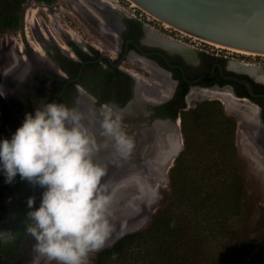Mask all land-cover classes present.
Returning <instances> with one entry per match:
<instances>
[{
  "label": "flooded vegetation",
  "instance_id": "af4514ba",
  "mask_svg": "<svg viewBox=\"0 0 264 264\" xmlns=\"http://www.w3.org/2000/svg\"><path fill=\"white\" fill-rule=\"evenodd\" d=\"M101 1L119 11L115 26L102 39L105 46L76 35L64 43L35 46L27 69L5 85L0 138L10 137L27 112L49 100L79 102L90 109L88 97L78 91L83 88L96 98L97 109L104 102L123 109L122 126L135 143L139 133L165 127L168 132L160 134L172 145L174 128L182 126V113L192 102L216 98L225 103L227 99L217 94L226 92L237 99L233 108L238 102L247 106L246 130L251 125L260 130L253 131L252 142H243L247 155L254 161L264 158V54L245 56L162 24L139 7L125 13L112 1ZM98 123L97 116L96 124L89 127L95 129ZM98 136L95 158L107 164L104 179L111 185L136 157L138 144L121 159L112 138L102 132ZM41 192L19 176L6 184L0 175V233H11L10 239H0V264L27 262L35 244L26 231L31 222L27 201L34 196L38 206Z\"/></svg>",
  "mask_w": 264,
  "mask_h": 264
},
{
  "label": "trees",
  "instance_id": "16d2710c",
  "mask_svg": "<svg viewBox=\"0 0 264 264\" xmlns=\"http://www.w3.org/2000/svg\"><path fill=\"white\" fill-rule=\"evenodd\" d=\"M31 1L57 0H0V38L22 32ZM192 112L182 116L184 146L163 205L147 227L97 252L95 264H264V216L249 194L236 119L219 101ZM196 117L203 125H191Z\"/></svg>",
  "mask_w": 264,
  "mask_h": 264
},
{
  "label": "clouds",
  "instance_id": "9594fccd",
  "mask_svg": "<svg viewBox=\"0 0 264 264\" xmlns=\"http://www.w3.org/2000/svg\"><path fill=\"white\" fill-rule=\"evenodd\" d=\"M78 91L88 97L90 109L49 100L27 112L10 137L0 138L4 182L12 184L19 176L42 189L38 206L36 197L28 198L26 231L35 240V252L56 264H91L92 254L105 247L113 231L114 193L104 179L108 166L95 158L98 133L112 138L120 158L135 147L122 126L123 109L108 102L97 109L94 96ZM97 116V127L90 128ZM10 238L11 233H0V239Z\"/></svg>",
  "mask_w": 264,
  "mask_h": 264
},
{
  "label": "rangeland",
  "instance_id": "374dc122",
  "mask_svg": "<svg viewBox=\"0 0 264 264\" xmlns=\"http://www.w3.org/2000/svg\"><path fill=\"white\" fill-rule=\"evenodd\" d=\"M109 1H112L119 10L125 13L128 11L132 13L134 12L133 8L137 7L132 6L134 4L129 0ZM118 15V9L110 7L109 4L101 0H57L50 5L39 4L35 1L29 2L26 5L25 24L22 32H8L0 38V92L6 94L5 85L11 82L13 76L27 69V60L33 56L35 46L48 47L55 42L64 43L68 40V36L71 37L72 35H76L78 38L89 37L93 43L105 46L102 39L107 35L108 30L115 26ZM222 100L224 101L225 98H222ZM212 101H219L224 107L228 106L226 111L236 119V142L239 155L246 165L249 194L253 196V203L256 202L255 205L258 211L256 217L259 218L260 214L264 216V162L262 163L264 158L258 157L256 161L251 160L246 153V145L243 144L245 141L252 142L253 131L260 132L255 125H251L252 123L248 131L246 130L248 126L245 124L244 117L246 116L247 106L242 102H238L233 108L230 101L226 100L223 103L216 98H206L192 102L189 109L182 114L194 113L193 110H199V113H201L203 104ZM2 102V95H0V106ZM196 104H198L197 107ZM197 117L191 121L193 127L204 123L203 119ZM174 129L175 137L173 141L177 142L179 137L182 139V146L178 152H175L174 147L171 150L170 141L167 142L166 137L164 138V135H161L158 130L146 131L137 135L139 140L137 139L138 146L135 145L138 147L136 157L131 158L132 160H130L127 168L119 173V176L114 180L115 182L110 185V190L114 193L115 198L111 205V215L109 217L113 231L105 247L112 245L127 233L147 227L157 210L163 205L165 192H169V169L184 146L182 126ZM250 147L253 146L250 145ZM166 149L167 155L164 156V150ZM161 151L163 157H161V153L159 154ZM145 153H147V157H152L154 161H149ZM173 155L174 158L170 164L169 160H164L165 157L170 158ZM140 198L141 200H139ZM95 257L96 253L92 254L91 264H95ZM25 264H56V262L49 261L47 257L38 254L33 247Z\"/></svg>",
  "mask_w": 264,
  "mask_h": 264
},
{
  "label": "water",
  "instance_id": "95a60500",
  "mask_svg": "<svg viewBox=\"0 0 264 264\" xmlns=\"http://www.w3.org/2000/svg\"><path fill=\"white\" fill-rule=\"evenodd\" d=\"M129 1L162 24L189 35L220 46L264 54V0ZM251 92L257 95L252 89Z\"/></svg>",
  "mask_w": 264,
  "mask_h": 264
},
{
  "label": "bare ground",
  "instance_id": "6f19581e",
  "mask_svg": "<svg viewBox=\"0 0 264 264\" xmlns=\"http://www.w3.org/2000/svg\"><path fill=\"white\" fill-rule=\"evenodd\" d=\"M134 4V6H137V5H135V3H133ZM167 25V24H166ZM167 26H169V25H167ZM187 34V33H186ZM213 44V43H212ZM214 45H216V46H218V47H223V48H228V47H224V46H220V45H218V44H214ZM228 49H230L231 51H233V52H237V53H240V54H242V55H245V56H258L257 54L258 53H249V52H245V51H241V50H237V49H234V48H228ZM218 95V97L219 98H226L227 100H229V101H231V102H233V101H235V100H237L236 98H234L232 95H230V94H228V93H226V92H220V93H218L217 94ZM163 128V129H162ZM162 128H160L158 131H159V133H163V132H168V130L165 128V127H162ZM163 131V132H162ZM136 139H138L139 140V138H137L136 137ZM138 140H136V143H135V145L137 144V142H138ZM171 139H168V138H166V141L167 142H169ZM143 143V142H142ZM142 143H140V144H142ZM145 144V143H144ZM171 144V143H170ZM152 145V144H151ZM144 146V145H143ZM153 146V145H152ZM151 146V147H152ZM181 146H182V141H181V139H180V141L178 142H176V143H174V144H172V149L171 150H173V147L176 149L175 150V152H178L180 149H181ZM141 149V148H140ZM149 150V149H148ZM154 150V149H153ZM157 150V149H156ZM155 152V151H154ZM166 152H167V149L166 150H164V156H166L167 154H166ZM259 152V151H258ZM257 152V153H258ZM148 153V152H147ZM147 153H145L146 154V158H148L149 159V161H152L153 160V158L152 157H147ZM153 153V152H152ZM161 153V157H163V152L161 151V152H159V154ZM148 154H151V153H148ZM155 154V153H154ZM152 155V154H151ZM175 155V154H174ZM174 155H173V157H170V158H167V157H165V159L164 160H169V164L171 163V161H172V159L174 158ZM261 155V154H260ZM155 157H156V155H154ZM154 161V160H153ZM157 161H159V160H157ZM263 163V162H262ZM168 164V165H169ZM145 170H146V168H145ZM138 174V173H137ZM136 174V175H137ZM150 175V174H149ZM140 178V177H139ZM147 178V177H146ZM144 180V179H143ZM147 181V180H146ZM129 183V182H128ZM113 189L115 188V187H112ZM142 188V187H141ZM148 188V187H147ZM146 188V189H147ZM112 189V190H113ZM118 189V188H117ZM123 189V188H122ZM143 189H144V187H143ZM123 191V190H122ZM148 191H150V190H148ZM147 191V192H148ZM145 192V191H144ZM119 193V192H118ZM118 196V195H117ZM119 196H120V193H119ZM118 198V197H117ZM116 198V199H117ZM142 198V197H141ZM141 198L139 199V200H141ZM114 200H115V198H114ZM112 220H113V217H112Z\"/></svg>",
  "mask_w": 264,
  "mask_h": 264
}]
</instances>
